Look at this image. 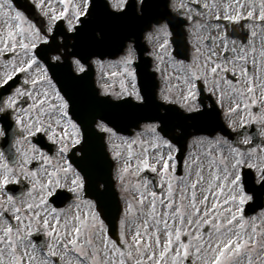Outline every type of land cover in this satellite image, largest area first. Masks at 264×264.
Listing matches in <instances>:
<instances>
[{"label":"snow or ice","instance_id":"6c2138e0","mask_svg":"<svg viewBox=\"0 0 264 264\" xmlns=\"http://www.w3.org/2000/svg\"><path fill=\"white\" fill-rule=\"evenodd\" d=\"M192 2L198 3V0ZM33 4L48 21L46 32L37 28L14 0H0V56L11 55L7 61L10 71L0 77V87L8 85L21 74L26 77L6 99L0 97V114L11 116L15 126L26 133L17 140L18 144L21 140L30 142L28 151L32 157L29 159L26 152H21L23 164H29L35 159L43 161L41 167L44 169L43 178L37 179L36 171L23 166L17 168L15 161L10 165L5 161L4 154L0 153V192L6 196V200L0 199V264H35L36 256L24 243L25 237L22 234L25 233L33 240V251L37 246V236L49 238L48 250L45 252L41 249L43 259L39 264H264V240L259 238L264 236V230L255 222L249 225L243 214L244 206L252 202L256 195L264 193V161L259 164L251 162V155H246L239 147L230 148L231 162L223 155L217 159L206 154L208 177L204 175L203 164L198 159L193 161L196 178L181 188L179 202L174 199L173 184L168 178L170 168L173 172L175 170V164L172 163L175 157L172 153L177 151L170 133L177 132L176 138L180 139L186 131L184 122L197 121L208 115L199 98L200 81L203 80L207 89L210 71L213 81L211 90L215 93L219 91V83L216 81L218 70L225 73L228 71L227 67H222L213 59L217 57L214 48L209 49L203 65L204 72L198 73L194 67L189 66L184 77H176L185 86L181 96L173 97L169 89L167 94L160 97L162 104L154 103L147 85L143 89L138 87L134 49L131 45L121 57L120 71L110 74V78L119 80V90L110 85L103 87L104 96L120 101L114 107H125L131 113L143 112L150 107L154 109L152 115L147 117L150 122L144 125L145 132L151 136L150 140L140 139V133L130 140H122L127 155L120 170L121 182L133 176L137 179L132 199L126 200L118 241L109 239L105 225L90 201L84 202L87 204V212L81 213L80 203H77V211L71 216L58 212L54 207L50 208L51 198L63 192L82 201L83 178L67 161L60 167L53 165L42 150V145H38L32 138L43 134L49 142L59 146L57 154L63 157L70 147L76 149L81 145L82 123L70 115L72 110L69 101L40 64L36 50L40 45H48L50 37L55 39L53 29L58 22L65 23L66 32L59 33L64 42L57 47L63 48L66 54L69 39L93 49L102 47L114 38L116 28L122 22L143 18L150 5L146 0H33ZM202 7L211 9L217 6L204 3ZM259 7L258 22L264 27V0ZM244 8L245 4L241 0H233V3L223 6V19L233 24H239L242 19H252L254 11L249 10L245 16ZM137 10L140 16L136 15ZM188 19H192L191 15ZM215 19L220 20L218 13ZM155 31L164 36L169 35L163 25ZM251 35L255 37L256 32L252 31ZM205 40L213 43L219 41L217 46L223 48L224 59H228L226 28L224 35L205 37ZM168 43L166 39L160 49H166ZM196 51L198 58L200 49ZM231 51L237 53L240 60H244L247 55L243 48L237 52L235 41H232ZM60 59V55L52 57L53 61ZM157 59L162 60L163 57L157 55ZM74 64L78 72L85 71L79 59L74 60ZM34 68L36 71H33ZM156 70L160 71L159 65ZM241 74L245 77L247 87L245 90L232 89L236 98L228 109L229 114L246 112L250 104L252 107L259 105L264 108V97L259 101L256 99L247 68H242ZM225 82L231 84V81ZM164 104L178 105L179 111L176 107H164ZM160 108H163L162 114ZM249 116L253 122L259 120L264 125V113L259 117L252 113ZM97 128L110 136L116 135L103 120ZM5 135L6 130L0 129V136ZM216 143L221 141L217 139ZM243 143L247 145L251 141L245 139ZM134 146L139 151H134ZM119 147L116 146L117 149ZM121 157V151H113V159L120 160ZM45 165L52 170L49 171ZM245 166L249 170L247 174ZM145 170L160 176L161 189L167 184L165 195L155 190L148 191L150 183L154 189L156 185L149 179L141 182L140 174ZM21 175L31 181V187L27 190L31 199L24 201L22 207L17 206L16 198L8 187L20 183ZM198 189L201 194L199 200ZM124 191L129 192V188L125 187ZM34 227L36 232L32 231ZM126 227L127 234L124 231ZM97 238L102 240V247H97ZM21 246L23 252L20 251Z\"/></svg>","mask_w":264,"mask_h":264},{"label":"flooded vegetation","instance_id":"af4514ba","mask_svg":"<svg viewBox=\"0 0 264 264\" xmlns=\"http://www.w3.org/2000/svg\"><path fill=\"white\" fill-rule=\"evenodd\" d=\"M169 13L165 17V21L159 23V25H152L151 29L143 34L144 41L146 42V53L143 56L139 51L134 49V60L137 65L146 62L147 65L152 68L156 73L158 80L156 84V95L158 100L162 94H167L168 90H171L173 97L179 98L182 93V89L185 87L182 83L178 82L176 77H184L187 73L189 66L194 67L198 73L204 72V63L206 57L209 55V49L214 48L217 52V57H213L222 67H227V73L218 70L216 74V81L219 83V91L212 92V76L208 73V88L205 89L203 80L200 81V100L203 103V109L208 113L206 116L208 122L211 124V130H217L212 136L198 135L192 136L188 143L195 141L197 146H209L212 145L214 158H219L221 155L232 160L230 154L231 147H239L246 155H251V162L259 164L264 161V125L259 120L252 121L249 113H252L256 117H259L264 113V108L261 106L252 107L251 104L246 112H237L229 114L228 109L232 106V101L236 98L232 89L237 88L245 90L247 85L245 83V77L241 74L242 68H247L248 78L252 79L255 88V97L259 101L264 97V27L257 24L258 20H244L242 19L239 24H233L223 19L224 11L223 6L233 3V0H198V3H193L192 0H166ZM253 0H241L245 4L244 15L250 9L251 2ZM204 3L215 4L216 8L205 9L202 7ZM175 5V8H173ZM186 5L187 7H181ZM34 12L29 15V20L32 21L38 28V24H46L42 21L40 10L33 8ZM27 10H30L27 7ZM229 11H233L229 9ZM139 13L138 10L136 12ZM220 15V20L215 19L216 14ZM191 15L192 19H188ZM169 18V19H167ZM256 23V24H252ZM166 26L169 35L157 38L155 35H151L152 32L159 26ZM180 25L184 32H186L188 46H179V56H175L173 53V46L170 43V32L179 31ZM219 25V27H217ZM49 25H47L48 27ZM46 27V29H47ZM225 28L227 30L229 50L227 52L228 59H224L223 48L218 47L219 41L210 42L206 41L205 37H217L225 34ZM43 31V30H42ZM252 31L256 32V36L251 35ZM168 40V46L166 49L161 50L160 45ZM232 41L236 42L237 52L241 48L247 53L244 60H240L237 57V53L231 51ZM187 52L185 53L184 48ZM197 48L200 49V55L197 58ZM254 49V51H253ZM171 54V55H169ZM157 55L162 56V60L157 59ZM256 61L253 63V61ZM235 61V63H233ZM157 65H159L160 71H157ZM211 65H209V68ZM235 73V74H234ZM225 80L231 81V84L226 83ZM221 93H223V99H221ZM163 102V101H162ZM250 103V102H249ZM169 107H176L179 111L178 105H171ZM241 117H243V123L241 124ZM204 118L198 121H203ZM185 123L191 124L193 121H186ZM221 123V126L219 125ZM230 125H233L230 127ZM217 139L221 143L217 144ZM249 139L250 144H244L243 141ZM245 174L249 172L246 170ZM255 175V171L252 173ZM21 177V176H20ZM0 199L6 200L4 193L0 192ZM22 199V198H21ZM21 199H16L17 206H20ZM7 206V205H5ZM2 212V209H0ZM10 218V214H9ZM247 223L258 221L264 228V201L260 210L256 211L253 215L245 218ZM36 232V228L32 230ZM25 237L24 242L33 243L32 238L27 237L26 233L22 234Z\"/></svg>","mask_w":264,"mask_h":264},{"label":"rangeland","instance_id":"374dc122","mask_svg":"<svg viewBox=\"0 0 264 264\" xmlns=\"http://www.w3.org/2000/svg\"><path fill=\"white\" fill-rule=\"evenodd\" d=\"M156 34H157L158 38L162 36L161 33H157L156 32ZM75 67H76V65H75ZM95 67H96V69H98L97 76H98L99 87H100L101 92H103V87L105 85L113 86L118 91L119 90V80L110 78V72L109 71L110 70H117V72H118L119 67L118 66H116V67L115 66H109L108 67V65L104 64V62H101V63L100 62H96L95 63ZM7 71H10V69H8V70L5 69L4 73L7 72ZM33 71H36V69L34 68ZM4 73L1 74L0 77H3ZM138 133L142 134L140 139H143L144 141H148V140L151 139L150 134L145 132L144 127L140 128V131L134 133L133 136H131V137H123V136H120V135H117V134L115 136H110V134L106 133V144H107V148H108V150L110 152L111 157L113 158V151L114 150H119V151L122 152V157H121L120 160L114 159L115 165H114V169H113V177L115 179L116 188H117V190L119 192V195H120V198H121V202H122V214H121L122 216H121V219L124 218V210H125L126 200L132 199L133 186L135 185L136 179H137L135 176H133L130 180L129 179H125V181L123 183L121 182L120 170L123 167V159L127 155L126 147L123 145L122 140L123 139H129L130 140L133 137H137ZM25 143L26 142H22L21 144H19V149H20L21 152H26L27 153V157L29 159H31L32 153L30 151H28V149H29L28 145H27L28 148L25 149ZM117 145L120 146L118 149L116 148ZM134 151H139V148L134 146ZM165 153H167V150H165ZM172 155H174V152L172 153ZM204 158H206V156H204ZM204 158H202V157L191 158L190 157V158L187 159V162H186V165H185L183 181L178 179L175 176V174H174L175 170L173 172V170L170 168L169 174H168V178L171 181V183L173 184L174 199L177 202H179L180 190L184 186V184L185 183H190L192 180H195V178H196L195 177L196 168L193 167V161L198 159L203 164L204 175H205L206 178L208 177V160H206ZM23 160H24V157L21 155V161H23ZM172 163L175 164L174 160L172 161ZM189 173H191V176H189ZM43 176H44V169L41 168V170L37 171V179H42ZM156 176H157V181H158L157 183H158V186H159L160 176L158 174H156ZM140 180H141V182H143V180H145V178L142 177ZM125 187L129 188V192L126 193L124 191ZM148 191H153V187H152L151 183L148 185ZM166 191H167V184H165L164 189H162L161 195H165ZM197 193H198V200H199L201 198V194L199 192V189L197 190ZM36 195L38 196L37 193H36ZM30 199L31 198L28 197L26 199V201H28ZM73 203H74L73 205H76L77 203H80V205H83L85 207L84 211H88L86 203H84L82 201H74ZM133 203L135 204V201H133ZM185 203H187V201H185ZM210 203H211V200H210ZM157 207L159 209V205H157ZM121 219H120V222H121ZM256 224L260 225L261 228H262V224H260L259 222H257ZM129 227H130V225H129ZM262 230H264V228H262ZM124 231L127 234L128 233V227H126L124 229ZM259 238L261 240H264V236H261ZM129 240H130V236H129ZM96 245H97V247H102L103 246L102 240L97 238ZM39 257L41 259H43V257H41V256H39Z\"/></svg>","mask_w":264,"mask_h":264},{"label":"water","instance_id":"95a60500","mask_svg":"<svg viewBox=\"0 0 264 264\" xmlns=\"http://www.w3.org/2000/svg\"><path fill=\"white\" fill-rule=\"evenodd\" d=\"M40 56L43 57L42 54H40ZM117 104H120V102L118 103L114 102L111 110H108L105 113L102 112V118L105 119L111 125H113L115 129H118L123 133H129V128L135 126L138 123V121H140L139 119L141 118L137 113H131L125 107H114V105ZM89 109H91L90 112H92V108L87 107L86 113H89ZM90 116L93 117V115ZM184 139L185 136L180 138V141L176 139L174 140L178 142V144H180V146L182 147ZM90 143H91V145L89 146L90 154L88 152V147L85 145L86 156L89 164L85 166L83 165V162H81L80 168L84 172V176L87 177L88 187H90L89 185L94 186L97 185V183L99 182V179L97 177L99 172H97L96 169H93V167L96 165H100L101 173L99 175L102 176L101 179L105 185V189L102 192V216L107 220V222L110 225V234L114 239H117L115 235V221L118 215V204L115 198V194L112 190V181L110 180L111 163L107 158L103 145L100 156L99 155L100 149L97 140L95 139V142H90ZM90 173H93L92 180L90 178ZM108 207L111 210H108L106 212V214L108 215V217H106L104 215V209Z\"/></svg>","mask_w":264,"mask_h":264}]
</instances>
